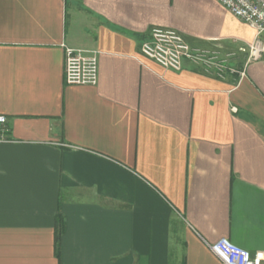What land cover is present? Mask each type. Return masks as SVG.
<instances>
[{
    "label": "crops",
    "instance_id": "crops-1",
    "mask_svg": "<svg viewBox=\"0 0 264 264\" xmlns=\"http://www.w3.org/2000/svg\"><path fill=\"white\" fill-rule=\"evenodd\" d=\"M243 77L141 53L154 29ZM216 0H0V264H223L264 254V54ZM264 42V33L261 35ZM66 48L98 56L65 83Z\"/></svg>",
    "mask_w": 264,
    "mask_h": 264
},
{
    "label": "built area",
    "instance_id": "built-area-1",
    "mask_svg": "<svg viewBox=\"0 0 264 264\" xmlns=\"http://www.w3.org/2000/svg\"><path fill=\"white\" fill-rule=\"evenodd\" d=\"M230 13L247 23L256 31L255 41L248 50L247 62L257 61L264 54V0H216ZM219 51V52H217ZM192 48L183 36L172 29H154L150 38L141 46L144 57L161 67L179 72L185 61L190 62L205 74L214 75L220 80L228 76L243 77L244 71L232 66L238 53L232 51L226 58L221 52ZM65 83L69 86H96L98 83V56L81 49L66 48ZM8 142L7 118L0 115V143ZM211 252L223 264H264V254L252 255L249 251L236 246L226 239L210 244Z\"/></svg>",
    "mask_w": 264,
    "mask_h": 264
},
{
    "label": "rangeland",
    "instance_id": "rangeland-1",
    "mask_svg": "<svg viewBox=\"0 0 264 264\" xmlns=\"http://www.w3.org/2000/svg\"><path fill=\"white\" fill-rule=\"evenodd\" d=\"M219 49V48H218ZM218 49L216 48H205V50L207 51H217ZM233 50H225V49H220L221 52V58H226L227 55H229L230 53H232ZM219 52V51H217ZM235 63V62H234ZM234 63L232 62V66H234Z\"/></svg>",
    "mask_w": 264,
    "mask_h": 264
}]
</instances>
